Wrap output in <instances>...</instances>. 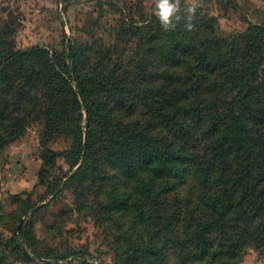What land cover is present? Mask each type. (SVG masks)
<instances>
[{
    "label": "trees",
    "instance_id": "trees-1",
    "mask_svg": "<svg viewBox=\"0 0 264 264\" xmlns=\"http://www.w3.org/2000/svg\"><path fill=\"white\" fill-rule=\"evenodd\" d=\"M143 16L122 22L138 41L129 57L109 49L87 57L73 44L55 56L40 46L17 49L6 41L13 31L6 39L1 36L0 146L24 132L23 102L36 99L27 89L43 83V165L51 167L58 155L67 154L72 167L81 162L77 171L64 174V182L53 184L51 193L59 194L63 184L85 175L94 148L127 154L147 148L150 176L136 188L149 199V209L137 215L152 222L147 226L149 253L160 255L170 244L186 250L179 264H240L250 247L264 253V23L222 36L218 20L201 6L173 31H164L154 14ZM119 96L141 103L180 140L147 138L136 123L113 119L102 103ZM55 135L73 138L68 151L44 147ZM125 162L126 172L137 174L135 157ZM189 175L209 192L197 191L196 218L184 217L172 233V220L155 224L161 221L160 202L150 195L151 185L169 177L183 183ZM157 229L161 243L155 246L151 239ZM18 234L20 245L25 226Z\"/></svg>",
    "mask_w": 264,
    "mask_h": 264
},
{
    "label": "rangeland",
    "instance_id": "rangeland-1",
    "mask_svg": "<svg viewBox=\"0 0 264 264\" xmlns=\"http://www.w3.org/2000/svg\"><path fill=\"white\" fill-rule=\"evenodd\" d=\"M192 2L181 0L182 7ZM199 6L218 20L222 36L264 23V0H200ZM153 9L154 0H0V37L6 39L13 31L6 41L10 39L17 49L40 46L55 56L73 44L87 57L107 49L129 57L138 41L129 37L122 22L126 17L141 20L144 13L154 14ZM44 89L40 82L27 89L28 96L36 99L23 102L25 130L0 146V264H179L185 249L168 244L160 255L149 253L147 236L152 222H142L137 216L140 210L149 209V199L136 188L150 176L147 167L151 163L144 156L151 154L149 149L137 147L127 154L120 149L94 148L85 175L63 184L59 194L51 193L53 184L64 182V174L77 171L81 162L72 167L67 154L58 155L51 167L43 165ZM102 104L113 119L136 123L147 138L180 140L171 135L166 122L139 102L119 96L106 98ZM72 141L69 135H55L44 147L65 152ZM130 157H135L138 167L135 175L127 173L123 165ZM197 191L209 192L191 175L183 183L178 177L154 179L150 195L160 202L161 218L155 224L172 220L169 229L176 233L184 217L196 218ZM21 225L26 235L19 245ZM159 229L151 239L155 246L161 243ZM240 264H264V253L250 247Z\"/></svg>",
    "mask_w": 264,
    "mask_h": 264
},
{
    "label": "clouds",
    "instance_id": "clouds-1",
    "mask_svg": "<svg viewBox=\"0 0 264 264\" xmlns=\"http://www.w3.org/2000/svg\"><path fill=\"white\" fill-rule=\"evenodd\" d=\"M200 0H193L188 6H183L181 0H154V15L164 31H173L181 21H190L197 12ZM188 30L193 28L190 22L185 23Z\"/></svg>",
    "mask_w": 264,
    "mask_h": 264
}]
</instances>
